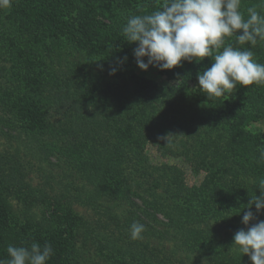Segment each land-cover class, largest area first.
<instances>
[{
  "label": "rangeland",
  "instance_id": "374dc122",
  "mask_svg": "<svg viewBox=\"0 0 264 264\" xmlns=\"http://www.w3.org/2000/svg\"><path fill=\"white\" fill-rule=\"evenodd\" d=\"M137 6L133 9L123 5H104L105 11L112 10L114 14L106 12L98 15V19L102 20V25L109 22L106 31L108 35L111 32L110 37L122 39L125 37L118 32V28H123L130 16H142L159 9L148 0L143 7ZM96 16L91 19L94 24ZM4 17L5 13L0 10L3 42H0V127L7 132L0 133V167L8 176L6 183L10 185V191H1L8 210L7 227L19 236L13 240L11 231L5 234L6 247L30 248V243L21 241V237L33 236L41 225L53 229L62 223L57 218V214L61 213L60 202L65 200L64 191L68 184L73 189L71 181L77 180V173L64 149L77 143L73 142V137L68 138L67 132L69 123L79 119L84 127H88L85 130L100 137L118 140L119 134H124V142H120L129 153L136 155L127 166V176L132 181V189L141 195L133 196L138 209L147 206L145 199L158 203L164 199L167 202L169 200L165 201V198L177 192L208 206L200 209L204 218L198 215L199 211L195 214L197 221L204 220L194 221L202 233L200 242L197 244L193 238H188L184 242L188 246L182 248L178 259L170 255L169 249L175 242L166 239L172 238L169 234L160 240L149 241L147 245L135 240L136 251L148 248L150 261L145 263L138 257L128 261V255L109 252V248H104V253L99 249V234L102 231L116 235L115 239L120 238L123 247L132 243L129 242L132 240L129 235L120 231L116 218L113 219L114 215L122 218L131 209L129 204L118 207L115 203L120 201L116 199L102 200L104 206L113 209L108 215L101 216L99 210H94L92 206L74 202L72 208L83 218L81 224L88 222L91 227V232L85 231L84 226L77 231L73 256L75 264H165V257L170 259V264H192L185 254L189 255L188 247L195 244L199 248L197 254L209 249L207 255L210 257L213 247L220 253L218 255L224 257L214 264H238L230 258L238 260L239 264H252L248 255H243L233 246V237L238 230H247L250 226L242 223V211L247 207L250 195H260L256 177L264 168H246L243 158L231 155L230 151L225 152L224 133L216 135V128H212L211 122L200 119L197 106L183 105L168 120L167 94L165 90L159 92L154 88L178 85L181 79L176 77V67L161 71L150 66L144 71L138 67L136 59L133 63L131 59H124L125 65L119 66L116 60L107 59L58 36L42 41L35 33H12L5 42L3 39L11 32L8 31L10 22H1ZM237 36L234 33L225 37V46L231 44L234 48L247 50L250 43L238 44ZM137 46L134 43V48ZM144 59L147 62V58ZM123 66L129 69L125 70ZM112 69H116L115 74H110ZM135 75L144 78L148 86L139 87ZM193 85L199 87L198 80ZM238 88L240 86L229 93H235ZM83 93L89 100L80 104L77 99ZM254 95L247 106L239 109L240 127L248 134L264 135V100L256 101ZM92 105L100 110V114L96 108L91 112ZM86 120L89 124H85ZM35 129L41 133L33 134ZM169 133L173 136L172 144L166 146V142L159 137ZM56 145L63 149H55ZM90 147L99 148L100 144H90ZM223 152L226 155H221ZM246 185L250 190L248 192L244 188ZM80 186L81 182L77 188ZM219 191L225 192L230 201ZM252 211L256 212L255 206ZM155 214L157 219L150 217L146 220L159 229V218L165 220V217ZM256 217L251 223L264 220V212L256 213ZM196 259L194 261L200 264H210L205 258Z\"/></svg>",
  "mask_w": 264,
  "mask_h": 264
},
{
  "label": "trees",
  "instance_id": "16d2710c",
  "mask_svg": "<svg viewBox=\"0 0 264 264\" xmlns=\"http://www.w3.org/2000/svg\"><path fill=\"white\" fill-rule=\"evenodd\" d=\"M148 1L151 5L159 6V8L164 3V0ZM259 1L261 0H241V11L244 13L245 19L248 18L247 8L249 7L255 6L257 11L264 15V4ZM138 4L143 7L145 0H8L6 5L0 6V10L6 15V18L4 17L1 22L8 20L10 22L8 31L11 32V34L8 33L7 40L4 38L3 41L7 42L12 33L13 35L14 33L18 35L21 32L35 33L39 35L42 41L58 36L74 42L78 46L104 55L107 59L119 61V66L125 65V57L129 60L131 59L130 61L133 63V59H135L133 55L134 43L128 42L123 37L122 39L110 37L111 32L108 35V30L106 29L110 26L109 22H106V25H102L103 22L98 19V15H103L106 12L114 14L112 10L105 11L103 9L104 5H114L116 7L123 5L137 9ZM95 15L97 16L94 24L91 19ZM122 29L118 28V32L122 33ZM81 30L80 34L79 31ZM101 32H104V34H101ZM0 42H2V35H0ZM249 49L257 55H254V59L258 63L264 64V41L258 39L254 47L248 44L247 50ZM215 54L216 52L214 51L213 55ZM212 63V59L207 57L200 63L195 60L192 62L183 61L182 66L176 67V77L181 79L178 85L167 88L155 86V90L159 89V92L165 90L164 92L167 94L168 100L165 101V104L168 108V120L170 121L172 115L179 112L180 107L183 105L197 106L200 112V119L211 122L212 128H216V131H214L216 135L224 133L225 152L230 151L231 155L243 158L246 168L259 166L262 169L264 168V158L261 157V153L264 152V135H251L240 127L239 118L241 117L239 109L247 106L253 94H256L254 95L256 101L264 100V84H253L248 87L238 85L240 86L238 88L241 89L240 91L237 89L235 93L208 99L198 86H192V84L197 82V74L202 73ZM128 69V66L125 67V70ZM135 76L139 87L148 86V82L144 78ZM148 88L150 89V87ZM75 92L77 93L78 90ZM79 96L80 98L77 99V102L80 104L89 100L87 96H84V93ZM95 108L100 114V110L95 105H92L91 112H94ZM80 124L84 125L79 119L73 120L72 124L69 123V131L67 132L68 138L73 137V142H77L64 149L65 153L66 151L68 152V160L77 173V180L71 181L74 184L73 189L68 184L67 190L64 191L65 200L60 202L59 210H61V213L57 214V218H60L59 220H62V223H59L53 229H50V227L45 228V225H41L39 226L40 230L34 232L33 236L27 237L24 235L20 238L21 241L26 240L27 243H30L29 246L33 242L38 243L41 247L45 244H50L54 255L47 261V264H75L73 256L77 231L82 226L85 227V231H90L91 227L88 222L81 224L83 218L75 213L72 203L81 202L92 206L94 210H99L101 216H106L113 208L107 205L104 206L102 203L104 201L102 200L116 199L120 201L115 203L118 207L124 206L126 203V206L128 204L131 206V209L122 218L119 215H114L113 217V219L116 218L115 222L119 225L120 231L126 232L130 237L129 229L133 222H139L145 226V231L142 233L143 238L139 239V243L142 244L144 242L147 245L149 241L160 240L169 234L172 238L166 237V239L175 242L173 248L169 249L171 251L170 255L176 258L182 254V248L188 246L184 244L188 238H193L198 244L202 238V233L196 227L194 221H204L201 220L204 218V214L200 212V209L206 208L208 206L207 203L201 204L200 200L195 201L191 196H182L183 193L177 192L172 197L169 195V197L165 198V201L169 200L167 202H164V199H160L159 203L146 201L145 199L147 206L138 209L139 206L134 201L133 196L141 195L132 189V181L130 176H127V166L135 160L136 155L129 153L125 149V145H122L124 134H119L120 139L118 140L107 139L85 130L88 127L83 126L84 129L81 128ZM85 124H89V121L86 120ZM2 132L7 134V132L3 131V127H0V133ZM36 133L40 134L41 131L38 129L33 130V134ZM94 143L100 144V147H90V144ZM55 149L60 150L63 148L56 145ZM225 152L221 155H226ZM214 153L217 154V152ZM210 171L213 172L211 167ZM259 173L260 175L256 177L257 184L259 179L264 177V171H259ZM7 178V174L0 167V259L3 260L9 259L4 235L11 231L7 227L8 210L1 191V189L10 191V185L6 183ZM80 182L81 186L77 188V184ZM211 183L215 184L214 181ZM15 188H17V185H15ZM244 188H247V192L250 191L247 185ZM218 193L223 197L226 196L227 201H230V197L225 192L219 191ZM142 198L144 199L145 197L142 196ZM142 211L145 214L141 215ZM155 212L165 217V220L159 218V229L146 220L150 217L157 219ZM197 212L198 215H202L200 221L196 220L198 219L195 217ZM80 224L81 226H79ZM13 235L14 233L11 231L13 240L16 237L19 238L18 234ZM99 236L101 237L99 249L102 253L105 252L104 248H109V252L128 255V261L134 260L136 257L140 261L145 260V263L150 261L149 256H147L148 248L136 251L134 249L135 241L130 240L129 242L132 243L127 247H123L120 242L121 239L117 237L115 239L116 235L102 231ZM126 242L129 243L127 240ZM196 246V244L193 247L189 246V255L185 254L192 264H200V262L194 261L196 258H205L210 264H214L216 260L218 262L219 259L221 261V258H224L222 255H218L220 253H217L213 247H211L213 255L210 257L207 255L209 249L197 254L196 250H199V248ZM159 254L161 253L159 252ZM230 259L239 264L238 260ZM164 262L165 264L171 263L168 257L164 258ZM232 264L236 263L233 262Z\"/></svg>",
  "mask_w": 264,
  "mask_h": 264
},
{
  "label": "clouds",
  "instance_id": "9594fccd",
  "mask_svg": "<svg viewBox=\"0 0 264 264\" xmlns=\"http://www.w3.org/2000/svg\"><path fill=\"white\" fill-rule=\"evenodd\" d=\"M7 2L0 0V6ZM261 3L264 4V0ZM247 13L245 19L241 0H164L160 8L150 14L130 16L122 34L128 42L138 45L133 55L144 71L150 66L161 71L171 70L182 66L183 61L200 63L206 57L211 58L213 63L197 74V80L208 99L218 98L238 85L264 84V64L254 59V52L224 44L225 37L234 33H238L240 45L250 42L254 47L258 39L264 41V15L255 6L247 8ZM115 72L116 69L110 70V74ZM172 137L169 133L159 139L171 146ZM261 157L264 158V152ZM257 187L260 195H250L242 211V223L250 226L234 234L233 246L248 255L252 264H264V220L251 223L257 219L256 213L264 212V177L259 179ZM144 231L143 224L133 222L130 239H142ZM6 251L9 259H0V264H47L54 255L50 244L41 247L36 242L30 248L9 245Z\"/></svg>",
  "mask_w": 264,
  "mask_h": 264
}]
</instances>
